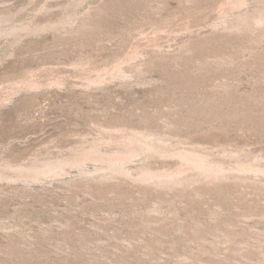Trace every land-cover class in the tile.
<instances>
[{
  "label": "rangeland",
  "instance_id": "374dc122",
  "mask_svg": "<svg viewBox=\"0 0 264 264\" xmlns=\"http://www.w3.org/2000/svg\"><path fill=\"white\" fill-rule=\"evenodd\" d=\"M233 1L0 0V166L141 130L169 154L130 170L184 168L185 149L264 166V0ZM68 169L0 179V264H264L263 173L160 187Z\"/></svg>",
  "mask_w": 264,
  "mask_h": 264
},
{
  "label": "bare ground",
  "instance_id": "6f19581e",
  "mask_svg": "<svg viewBox=\"0 0 264 264\" xmlns=\"http://www.w3.org/2000/svg\"><path fill=\"white\" fill-rule=\"evenodd\" d=\"M243 2H244V0L243 1L242 0H235V1H233V4L241 5ZM256 10H257L258 14L255 12V15L256 14L257 15L256 16L253 15L254 16L253 19H255V22H258V23L264 22V3H262L261 6L257 7ZM248 15L244 11L241 12L239 14V16H240L239 20L245 21V19H248L247 18ZM250 16L251 15H249V17ZM237 21H238V19H237ZM238 23H240V22H238ZM235 24H236L235 27H237L236 21H235ZM240 25H241V23H240ZM240 25L238 24V27ZM30 27L25 26L22 29H25V30L29 29L27 31H30V29L32 28V27L31 28ZM228 27H230V26L229 25L226 26V28H228ZM19 28H21V27L13 28L11 30V32H16L17 30H19ZM33 29H31V30H33ZM21 30H19V31H21ZM35 30H36V28H35ZM18 34H16V35H18ZM13 35H15V34L13 33ZM11 41H13V40H11ZM121 76H124V73H121ZM35 87H37V86H35ZM102 127H103V125H102ZM102 127H101V129H102ZM105 130H103V131H105ZM112 130H110V131H112ZM114 132L118 133L116 131H114ZM123 133H124L123 134L124 140L122 141V143L116 142L118 144L120 143L119 144L120 148L116 149L115 151L106 152V151H109V149H107L105 147L107 149V150H105L103 147H100L101 143H107L106 141H108V143H109V139L111 138V137L109 139L107 138L108 139L107 140V139H105L106 137H103L104 139L102 138L100 140H96L90 144L87 143L88 144L87 146L83 147V145H82L80 148H79V146H78V148L73 147V149H71L68 154L65 153L66 155L63 154L60 157H58V156H57V158L54 157V159L47 158L48 160H46L44 162L40 161L41 163H38L36 161L37 163L35 162L33 164L26 165V166L22 165L21 167L20 166L13 167L12 165H9V164L4 165L3 167L0 166V179H5V178L11 179V178L15 177V179L16 178H19V179L23 178L22 180H24V181L26 180L29 182L30 181H40V180L42 181L43 179H45V177H47L49 175H51V176L62 175V174L64 175V173L67 174V171L69 172L68 168H74V167L76 168L77 167L79 172H80L79 174L84 175L86 177L91 175V177H93V178L94 177H96V178L97 177H99V178H106V177L110 178V177L114 176V174H116V175L122 174V175L128 177V179L135 181V182H138L141 185H142V183H144V184H148V185L154 184L156 186L160 185V187L161 186L164 187L166 185L171 186L170 184H177V183H180V185H181V183L188 180L190 177L191 178L193 177L194 180H196V178H197V180H199L200 178H209V179L211 178L212 180H213V178H215V179L216 178L217 179L218 178H222V179L223 178H228V179L229 178H239V180L241 181V178H242V179H245V181H247V180H250L247 178L249 177V174H251V173H254V174L255 173H263L264 174V166H261L260 165L261 163L260 164H257V163L254 164V163H250L249 161L245 162L246 160L244 161L242 159L243 161L237 160V161H235L234 164L226 165L227 163L224 164L222 161L220 162L218 160H216V161L210 160L207 156L198 152L197 150H194V151L189 150L188 151L186 149L185 150H179L178 152H176V155H178V157L181 159L184 168L180 166L181 168L178 167V170L173 171V172H170V171L166 172L164 170L158 171V170L151 169V167L148 165V163L145 162L144 164L140 163L141 165L139 164L138 167L136 168V170L135 169L130 170L131 166L129 167L127 165V163H129L132 159L134 160L133 157H136L137 155L141 154L143 156V154H144L145 155L144 156L145 161H147L146 160L147 156H149V157H147V159L148 158L151 159L150 155H154V156H157V155L163 156L164 155L165 156V154L167 152L165 150L166 148L163 147L164 145L160 146L159 143H156L160 140V137L158 138L157 136H155L156 133L154 134V132L153 133L147 132V130H146V132H142V130H141V132L133 131V133H131V134H128L126 132V135H125V132H123ZM110 134H111V132H110ZM112 134H113V131H112ZM106 135H108V134H106ZM104 136H105V134H104ZM101 137H102V135L100 136V138ZM98 138H99V136H98ZM103 140H104V142H103ZM111 140H110V143H113L116 139L114 141L112 140L113 142ZM118 140H116V141H118ZM100 141H102V142H100ZM110 143H109V145H111ZM114 145H116V144H114ZM101 146H103V145L101 144ZM103 150H105V151H103ZM168 154H166V155L168 156ZM170 154H172V153H170ZM173 154L175 155V152H173ZM169 156H171V155H169ZM142 160H143V158H142ZM88 161H91L92 163H94V162L96 163V164H94L95 167L93 169L90 168L91 166L89 167L87 165ZM32 162H34V161H32ZM18 165H21V164H18ZM188 169H191V172L192 171L193 172L189 174L190 171ZM7 170H14L15 172H17V175L15 176V175L8 174ZM133 171H135V172H133ZM11 172H13V171H11ZM186 173H188V174H186ZM82 178H83V176H82ZM89 178H90V176H89ZM256 178L255 177L253 178L251 175V180L256 179ZM18 180H17V182H18ZM11 181L13 182V180H11ZM235 181H236V179H235ZM1 182H3V181H1ZM15 182H16V180H15ZM20 182H21V180H20ZM186 182H189V180ZM256 182H258V181H256ZM8 183H6V184H8Z\"/></svg>",
  "mask_w": 264,
  "mask_h": 264
}]
</instances>
